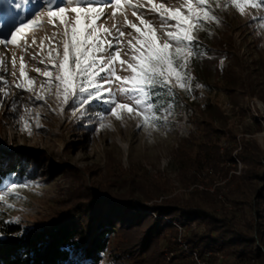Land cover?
<instances>
[{
    "label": "rangeland",
    "instance_id": "1",
    "mask_svg": "<svg viewBox=\"0 0 264 264\" xmlns=\"http://www.w3.org/2000/svg\"><path fill=\"white\" fill-rule=\"evenodd\" d=\"M16 2L18 0H12L11 4L7 0H0V39H11L10 32L21 24L26 25L17 33L15 43H10L7 47L0 45V59L4 60L6 68L0 70V76L6 80V85L0 84V101H3V106H0V152L15 158L22 151L32 150L41 159L35 170L36 175L30 166L28 172H33L31 176L12 175L0 186V196L4 197L0 200V222L18 223L23 227L48 224L57 216L77 211L79 205L82 206L79 198L83 194L97 197L104 191L111 196H120L129 192L132 185L135 188V208L148 214L152 217L151 220L161 219L172 223L177 230L173 238L167 233L166 237L169 238H163L157 250L171 257L173 253H170L167 245L170 239L174 243V254L184 252L192 257L193 264H222L213 263L210 259L202 261L187 248L186 237L192 232H203L201 225L193 222L190 228L183 229L166 217L157 216L151 208L177 194L194 190L215 193L219 188L218 199L223 208L236 214L237 218L240 217L237 209L226 202L225 195L232 186L229 184L231 176H239L246 170L244 163L236 157L242 146V139H255L264 149V100L258 95H252L249 88L254 81V84L259 85L257 88L264 90V77L261 76L263 65L260 63L264 62V21L254 19L264 17V6L259 4V0H253L252 4L243 5L244 12L241 14L227 0H209L220 22H210L204 30L196 32H206L207 40L200 41L196 37L195 48L201 54L192 58L189 65L193 60L207 58L218 60L214 62V66H222L224 60L216 54L221 51L214 48V43L221 42L226 31V36L233 40L234 51L231 55L238 58L241 64L238 73L245 85L244 89L232 95L219 92L214 87L216 79L201 82L188 66L192 77L191 90L177 86L169 93L167 89H159L158 104L161 110L158 115L166 119H161L158 127L152 124L140 127L138 125L142 124L143 117L135 112L129 114L126 109L118 108V119L109 114L108 110L112 107L110 104L93 100L87 106L81 105L80 100L88 93H83L66 104L63 88L59 89L58 99L55 82L49 90L46 83L48 77L43 73L50 71L53 77L57 75L58 63L63 57L67 39L64 35L66 27L70 34L73 28L77 29V43L85 40L91 30V40L95 42L99 38L104 47H107L109 41L115 43L119 30L123 34L119 35L118 47L109 50L119 54V59H113L110 65L114 71L111 88L119 103L131 104V100L121 97L116 91L121 85L131 86L134 73L129 65L135 66L138 63V58L142 52L146 54L150 43L161 47L168 39V34L175 31L176 21L170 18L171 12L179 9L184 16H188L189 7L193 12H202L196 0H121L119 5H115L114 0L112 5H107L106 0H93V6L103 12L95 20V24L100 26L95 29L76 25V13L71 11L75 5H62L66 9L64 13L50 16L47 0H28L20 9L13 6ZM161 4L164 8H160ZM57 5L59 0L52 6L53 12H58ZM161 15L165 20L160 18ZM61 18L64 23H61ZM29 20L32 21L31 24L28 23ZM37 24L40 27H35ZM146 24L150 26L146 27ZM132 25H136L140 31L137 32ZM90 55L107 53H96L93 49ZM22 64L24 76L21 75ZM68 68L69 71L72 70L71 62ZM20 84L30 90H21L17 87ZM5 92L7 95H4ZM37 95L43 99H35ZM108 99L110 97L105 96V100ZM93 102L101 103L94 107L100 108V111L90 114L88 106ZM206 102L219 106L229 118L228 128L232 127L236 135L234 144L237 145V150L233 153L235 163L221 164L223 173L205 166L199 182L183 187L178 180L179 173L172 160V151L182 139L187 138L190 133H196L189 115H196V110ZM169 104L171 107H168ZM10 106H14L16 111H11ZM165 108L168 110L165 111ZM21 116L24 120L20 119ZM254 119L260 124L259 131L256 130ZM101 123L106 126L101 127ZM87 126L91 130L87 132V137H83ZM226 146L222 145L221 152ZM149 182L161 183L172 191L157 199L144 200L147 184L148 188H152ZM13 183L17 187L9 191ZM22 184L25 186L20 187ZM122 240L118 234L111 238L101 264H137L126 256H121L119 246ZM124 246L137 255L136 262L144 258L140 252L139 235L136 233L131 238V243ZM154 249H151L148 256ZM115 256L118 258L113 260ZM148 256L145 258H149ZM220 259H228L226 261L231 264H242L235 263L232 257L221 256Z\"/></svg>",
    "mask_w": 264,
    "mask_h": 264
},
{
    "label": "trees",
    "instance_id": "2",
    "mask_svg": "<svg viewBox=\"0 0 264 264\" xmlns=\"http://www.w3.org/2000/svg\"><path fill=\"white\" fill-rule=\"evenodd\" d=\"M223 34L221 42L213 39L214 48L221 51L216 54L224 60L222 66L213 65L218 60L203 58L193 60L189 67L201 82L216 79L214 87L219 92L232 95L244 89L245 85L238 73L241 64L238 58L231 55L233 40L226 36V31ZM205 35L203 31L196 33L200 41L207 40ZM260 63L263 65L261 76L264 77V62ZM252 83L249 86L251 94L264 100V90L257 88L259 85L254 81ZM99 104L93 102L88 106V112L100 111V108H94ZM235 104L238 105L237 102ZM189 117L196 133H190L172 151L178 180L183 187L199 182L205 166L223 173L221 164H234L233 153L237 150L234 144L236 135L232 127L228 128L229 118L219 106L206 102L196 110V115L190 114ZM254 122L259 131V122L255 119ZM87 127L83 137H87V132L91 130ZM223 144L227 146L221 152ZM12 157L0 152V186L12 175L31 176L33 172H28L30 166L35 174L41 159L32 150L22 151L14 159ZM236 157L244 163L246 170L239 176H231L229 184L232 186L225 200L237 209L239 218L223 208L218 199L219 188L215 193L194 190L177 194L151 209L157 216H164L183 229L190 228L193 222L203 227V232H192L186 237L187 248L202 261L210 259L213 263L231 264L226 261L228 259H220L226 256L232 257L235 263L264 264V149L255 139L243 138ZM152 183L149 182L152 188H148L147 184L144 200L157 199L172 191L166 185ZM134 189L131 185V190L120 196H111L104 191L97 197L83 194L79 198L82 206L79 205L77 211L57 216L44 225L23 227L18 223L0 222V264H101L115 234L123 238L119 246L121 256L137 264H193L192 257L184 252L174 254V243L170 239L167 245L173 253L171 257L157 250L161 240L173 238L177 230L172 223L151 220L148 214L139 212L133 204L136 197ZM135 233L139 235L140 252L144 256L138 262L137 255L124 246L131 243ZM167 233L169 237H166ZM152 248L155 249L148 256ZM147 256L149 258H145ZM116 258L118 256L113 260Z\"/></svg>",
    "mask_w": 264,
    "mask_h": 264
},
{
    "label": "snow or ice",
    "instance_id": "3",
    "mask_svg": "<svg viewBox=\"0 0 264 264\" xmlns=\"http://www.w3.org/2000/svg\"><path fill=\"white\" fill-rule=\"evenodd\" d=\"M7 2L11 4L12 0H7ZM27 2L28 0H18L13 6L16 9H20ZM227 2L235 5L237 10L243 14V5L252 4L253 0H227ZM47 3L49 5L50 16H59L60 13L66 11L62 5L71 4L75 5V7L71 8V11L76 13L75 23L77 26L83 25L85 28L92 29L100 27L95 24V20L99 19L103 15V12L93 6V0H59V5H57L58 12L51 10L52 6L57 4V0H47ZM114 3L115 5H119L121 0H114ZM106 4L112 5L113 0H106ZM196 4L202 12H193L191 7L188 9V16H184L179 9L171 12L170 18L176 21L174 25L175 31L168 34V39L161 47L153 46L150 43L146 54L142 52L138 58V63L135 66L129 65V68L134 73L131 78V86L121 85L116 91L120 93L121 97L131 100V104L119 103L111 88L114 71L110 65L113 59H119V54L117 51L109 50L118 47L119 35L123 34L119 33V30L115 38V43L109 41L107 47H104L103 41L99 38L95 42L91 40V30L87 33L85 40L77 43V29L73 28L70 34L66 27L64 35L67 39L64 44L63 57L58 63V73L54 77L50 71L43 73L45 77H48L46 81L48 89L51 90L53 82H55L57 88L56 95L59 99V89L62 87L64 91V102L66 104L79 98L83 93H88L87 96H84L80 100L81 105L87 106L93 100H98L112 105L108 110L109 114L116 116L118 119L120 117L117 114V109L121 108L126 109L129 114L135 112L136 114L142 115V124L138 126L142 127L146 124H152L158 127V122L161 119H166L158 115L161 110L158 104L160 97L158 90L167 89L171 93L172 89L177 86L181 89L191 90L192 77L188 71L189 62L192 58L201 54L195 48L197 43L196 32L204 30L210 22H220L219 17L214 14L209 0H196ZM259 4L264 6V0H259ZM160 8H164V5L161 4ZM165 11L170 10L165 9ZM160 18L165 20L163 15ZM254 19L264 21V17H254ZM28 23L31 24L32 21L29 20ZM61 23H64L63 18H61ZM25 26L21 24L14 31L10 32L11 39L7 37L0 39V45L7 47L8 44L15 43L17 33L21 32ZM148 26L150 25L146 24V27ZM35 27H40V25L37 24ZM132 27L137 32L140 31L139 28H136V25H132ZM154 37L155 34L153 33V39ZM93 49H95L96 53H107V55H90ZM55 59L53 58V60ZM70 62L72 65L71 71L68 68ZM4 64V60L0 59V70H6ZM21 68V75L24 76L23 64ZM116 79H119V77H116ZM0 84L6 85V80L2 76H0ZM29 84H31V81H29ZM196 86L200 87L201 85ZM17 87L21 90H30L23 84L17 85ZM4 95H7V93L5 92ZM105 96L110 97V99L105 100ZM35 99L41 100L43 97L37 95ZM0 106H3V101H0ZM168 107H171V104ZM10 110L15 112L16 108L10 106ZM164 110L167 111L168 109L165 108ZM20 119L24 120V117L21 116ZM105 126V124L101 123V127ZM19 186L24 187L25 185L22 184ZM16 187L17 185L13 183L9 191H12ZM3 198V196H0V200H3Z\"/></svg>",
    "mask_w": 264,
    "mask_h": 264
}]
</instances>
